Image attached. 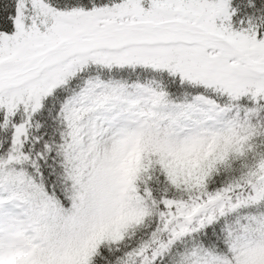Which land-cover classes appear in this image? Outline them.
Masks as SVG:
<instances>
[{
  "label": "snow or ice",
  "instance_id": "obj_1",
  "mask_svg": "<svg viewBox=\"0 0 264 264\" xmlns=\"http://www.w3.org/2000/svg\"><path fill=\"white\" fill-rule=\"evenodd\" d=\"M0 264H264V0H0Z\"/></svg>",
  "mask_w": 264,
  "mask_h": 264
}]
</instances>
